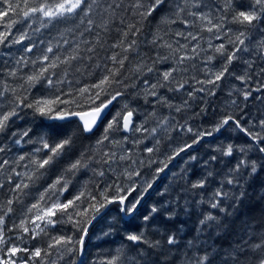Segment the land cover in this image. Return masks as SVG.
Wrapping results in <instances>:
<instances>
[{"label":"snow or ice","instance_id":"1","mask_svg":"<svg viewBox=\"0 0 264 264\" xmlns=\"http://www.w3.org/2000/svg\"><path fill=\"white\" fill-rule=\"evenodd\" d=\"M0 178V264H264V0H0Z\"/></svg>","mask_w":264,"mask_h":264},{"label":"trees","instance_id":"2","mask_svg":"<svg viewBox=\"0 0 264 264\" xmlns=\"http://www.w3.org/2000/svg\"><path fill=\"white\" fill-rule=\"evenodd\" d=\"M153 27H154V25H153ZM230 87H231V84L228 81H225L224 85H223V90L218 91L217 97L214 98L211 101V106L204 105L206 107V109H207V111L204 114V116L197 117L194 121L189 120V123H191L193 127L199 126L201 128H207L212 122L217 120L219 118V116L223 114V112L225 110L227 92H228ZM129 99H131V97H129ZM121 103H123V100L120 103H116L115 106H112L105 116L110 118L111 114H114L115 111L117 109H119V107L121 106ZM133 106H135V105H133ZM194 107H196V105H194ZM256 107H257V105L255 104V102L250 103L249 111L253 115H255ZM141 112H142V110H141ZM141 118H142V116H141ZM105 123H106V121H105ZM26 126H28V125L21 124V128L26 127ZM102 130H103V125H101L100 130L96 133V135L99 136L100 132H102ZM216 135L219 137V140H217L216 143H220V142H222L224 140V137L220 136V134H216ZM224 135L225 136H232L234 138L238 137V136H241V134L233 132L231 130L226 132ZM95 138L96 137H93L91 141H85V143H94ZM187 139H188V134H186V133H182V134L177 135L175 137V140L173 141L172 147L183 143ZM209 140H211V138H209ZM235 142H242V139L241 140H237ZM29 147L30 146L26 145L25 149L28 150ZM197 148L199 149V151H197L194 148L193 150H191V154L203 156L204 152L207 151V149L209 148V143H205L203 146H197ZM162 151H171V147L162 148ZM142 155H146V154H142ZM160 158L162 159L163 156H161ZM187 159H188V154L187 153L182 154V157L177 158L173 162V164L170 165V169L171 170L170 171H166L165 173L161 174L159 187H163L164 184L170 183L171 182L172 173L173 172H177V173L180 172V170L183 167L186 166L185 165V160H187ZM86 178L87 177H83L82 179H86ZM2 179L3 178H0V180H2ZM78 189H79V184H77L76 188H73L71 190V193H66V195L70 198L71 194L74 193L75 191H77ZM249 193H250V195H252V200L250 202L246 201V205H248V206L246 208L242 209V211L245 212V215H243L241 217V220H246V219H249L250 217H260L261 214L264 213V201L259 200V196L264 194V189H261V187L259 186V181L257 182L256 185L253 186V188L249 189ZM35 195H36V193L33 192V197ZM155 199H157V197H156L155 193H153V195L144 202V205L141 208V212H145L147 210L148 206ZM29 202H31V198H29ZM110 218L111 217H109V219ZM180 219L185 221V224L183 225V232L188 233L189 237H191V235H194L195 234L194 233V228H195V223H196L197 217L195 215H193L191 218H188V217H186V216H184L182 214ZM250 222L253 223V224L256 223V221H250ZM9 223H11V221H9ZM238 224H239V221L237 222V225ZM177 226L180 227V225H177ZM99 227H100V225H97L96 228L92 229V233H91V235H90V237L88 238V241H87L88 249L93 255L97 254L98 251H99L95 247V245L99 243V241L97 240L98 228ZM64 231L67 232L68 234L72 233V230H71L70 226L64 227ZM228 239H231V237H229ZM224 242H227V241L225 240ZM119 243H120V239H119V237H116L115 238V243L102 245L101 248L103 250H107L109 248L116 247Z\"/></svg>","mask_w":264,"mask_h":264},{"label":"bare ground","instance_id":"3","mask_svg":"<svg viewBox=\"0 0 264 264\" xmlns=\"http://www.w3.org/2000/svg\"><path fill=\"white\" fill-rule=\"evenodd\" d=\"M111 107H112V106H111ZM107 113H108V112H106V114H107ZM106 114H105V115H106ZM174 161H175V160H174ZM174 161H173V162H174ZM173 162H172V164H173ZM228 238H229V237H228ZM228 238H227V239H228Z\"/></svg>","mask_w":264,"mask_h":264},{"label":"water","instance_id":"4","mask_svg":"<svg viewBox=\"0 0 264 264\" xmlns=\"http://www.w3.org/2000/svg\"><path fill=\"white\" fill-rule=\"evenodd\" d=\"M110 108H111V106H110ZM106 114V113H105Z\"/></svg>","mask_w":264,"mask_h":264}]
</instances>
